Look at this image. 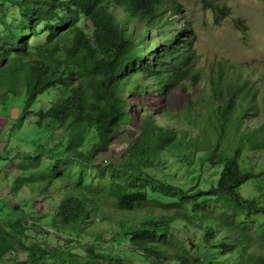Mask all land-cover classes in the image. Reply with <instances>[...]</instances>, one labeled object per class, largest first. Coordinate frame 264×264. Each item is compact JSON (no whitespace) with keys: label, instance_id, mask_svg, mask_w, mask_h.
I'll return each instance as SVG.
<instances>
[{"label":"trees","instance_id":"1","mask_svg":"<svg viewBox=\"0 0 264 264\" xmlns=\"http://www.w3.org/2000/svg\"><path fill=\"white\" fill-rule=\"evenodd\" d=\"M203 1L216 13L229 14L225 4ZM7 4L15 14L5 10ZM182 13L174 0H0V102L24 94L27 111L41 94L54 93L47 108L32 114L37 125L51 119L67 136L62 150L41 153L52 162L26 158L19 163L27 172L17 177L18 187L38 183L43 193L55 186L56 217L79 234L109 224L111 208L121 212L122 225L142 213L145 226L130 230L128 242L155 264L203 263L154 229L175 221L202 233L204 246L235 254L232 264H264L263 191L252 197L239 192L242 184L264 177V161L251 159L264 148V127L255 121L264 98L248 82L230 85L220 72L217 82L227 91L215 89L206 100L204 122L194 123L196 135L178 125L194 120L189 115L194 103L189 98L183 106L188 113L180 115L167 103L169 96H191L201 78L193 56L194 32ZM81 16L89 21L91 35L79 23ZM234 23L244 30L240 21ZM153 95L157 115L143 107ZM249 116L255 124L242 125ZM123 127L128 144L120 158L99 159ZM88 138L94 141L84 150ZM37 147L43 152L42 145ZM198 151L204 152L201 165L220 168L215 183L205 189H183L151 172L165 165V152L190 163ZM148 190L175 200L160 203L165 213L155 214L156 201L148 198ZM25 223L21 218L0 221V264H119L106 261L93 246L79 255L58 246L27 245ZM19 252L23 259L17 258Z\"/></svg>","mask_w":264,"mask_h":264},{"label":"rangeland","instance_id":"2","mask_svg":"<svg viewBox=\"0 0 264 264\" xmlns=\"http://www.w3.org/2000/svg\"><path fill=\"white\" fill-rule=\"evenodd\" d=\"M174 1L181 4L183 8L181 17L190 24L194 32L193 56L195 69L201 78L191 96L173 92L167 103L175 108L177 113L185 115L188 112L183 106L189 105V98L193 101L194 106L192 105L193 109L189 115L194 120L182 119L178 125L189 128L191 135L195 136L198 129L195 128L194 123L202 124L203 118L207 115V110L203 108L205 105H209L206 100L213 95L215 89L227 91L225 86L217 82L220 72L224 73L222 79H228L230 85L233 84V81L248 82L258 89V98H264V0H208L225 4L230 9L228 15L216 13L203 0ZM5 10L10 14L16 13V10L8 4L5 6ZM235 20L245 26L244 30L235 25ZM79 23L91 35L92 29L89 21L81 16ZM32 39L41 41L42 37ZM144 59L149 60L147 57ZM154 61L159 63L156 56ZM212 81H215L214 85ZM53 96L54 93L51 92L41 94L34 102L33 110H25L26 112L23 105L24 94L11 97L6 104L0 102V221L6 222L18 218L26 221V230L22 240L27 245L39 243L58 246L79 255H84L88 248L93 246L96 253L106 256L105 260L109 262L115 259L119 264H155L142 251L132 248L128 242L130 230L145 226L140 219L142 213L138 212L135 216L137 220L122 225L119 221L121 212L111 208L112 220L109 224L94 225L88 233L79 234L56 217L59 195L55 186L43 193L37 190L38 183H33L34 185L31 187L27 183L18 187L17 177L26 175L27 172L26 168L23 169L19 163L26 158L32 159L36 163H50L52 160L41 153L62 150L67 142L63 128L56 126L51 119H44L42 126H39L36 124L37 116L32 114L40 108H47ZM200 98L203 100H197ZM126 99H129L127 95ZM156 99L157 96L153 95L150 103L149 100H143L145 112L157 115ZM138 101L139 98L136 96L135 104ZM261 105L263 103L260 100L259 106ZM257 116L258 120L255 121L264 127V110L262 108H259ZM160 121H165V119L161 118ZM255 121L249 116L242 125L245 123L254 125ZM46 123L48 124L46 125ZM93 141L94 138H88L83 145L84 150H87ZM127 144V127H123L117 138L111 141V150L98 158L103 157L109 160V157L112 156L119 159L120 151ZM39 145H42L41 151L43 152H38L37 146ZM255 153L256 155L251 157L253 163L264 161V148L255 151ZM258 153L262 155L258 156ZM203 155L204 152L198 151L190 163H184L175 155L165 152L163 156L165 165L154 168L151 172L183 189L193 186L205 189L215 183L220 168L209 162L201 165L200 156ZM256 168L259 170L261 167ZM76 170L77 165L75 164L73 171ZM196 179L198 180L196 181ZM260 182L264 183V177H258L242 184L239 187V192L243 196L252 197L260 195V192L263 191L260 200L264 203V184L263 187H259L258 183ZM147 196L156 201L155 214L165 213L160 203H169L175 200L151 190L147 191ZM154 229L157 233L166 235L175 249L183 248L194 257L198 255L199 259L203 261L202 264H232L237 259L235 254L226 255L217 248L204 246L207 244L203 240L202 233L179 221ZM199 247H201L200 253H197L196 250H199ZM24 255L23 252H19L17 258L23 259ZM160 264L177 263L168 260Z\"/></svg>","mask_w":264,"mask_h":264}]
</instances>
